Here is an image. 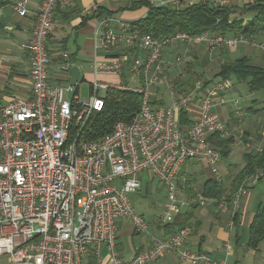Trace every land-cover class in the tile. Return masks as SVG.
Wrapping results in <instances>:
<instances>
[{
  "label": "built area",
  "instance_id": "1",
  "mask_svg": "<svg viewBox=\"0 0 264 264\" xmlns=\"http://www.w3.org/2000/svg\"><path fill=\"white\" fill-rule=\"evenodd\" d=\"M211 1L232 5L231 0ZM182 2L164 0L156 5L180 7ZM71 4L72 0H43L40 9L33 12L28 9L29 0L13 4L20 16L30 14L36 23L31 39L22 44L30 57V95L0 104V257H6L8 264H85L91 254L99 259L105 247L111 264H151L167 254L189 264H225L206 253L188 250L187 227L164 238L152 237L147 250L123 259L117 250L118 224L126 220L136 233L148 234L150 223L137 213L131 200L143 187L141 176L145 173L165 190L168 203L159 218L162 224H171L188 206L180 197L187 183L180 178L185 164H202L215 180L224 179L219 171L221 150L208 138L226 131L212 108L214 100L232 88V81L216 80L206 87L197 82L180 97H176L175 85L167 82L173 101L168 106H153L151 97L155 85L162 81L163 70L181 62L179 57L166 63L164 48L174 42L202 44L210 50L250 45L264 53V42L252 36H193L185 32L155 39L105 16L95 37L97 48L107 57L102 62L95 59L94 73L121 76L129 66L135 81L94 80L90 99L81 101L79 84L52 83L49 75L52 56L47 43L54 13ZM120 46L126 47L127 53L113 55ZM110 89L142 94L140 111L130 122L117 123L99 140L72 139L73 126L82 128L95 111H100ZM196 97L201 101L199 113L193 126L183 132L179 114L188 111ZM262 180L261 170L244 180L232 195L234 211L244 194ZM225 196L221 203H225ZM207 202L204 197L198 200L199 205Z\"/></svg>",
  "mask_w": 264,
  "mask_h": 264
},
{
  "label": "crops",
  "instance_id": "2",
  "mask_svg": "<svg viewBox=\"0 0 264 264\" xmlns=\"http://www.w3.org/2000/svg\"><path fill=\"white\" fill-rule=\"evenodd\" d=\"M16 1L8 0L9 3L0 8L1 105L19 97L27 98L31 90L30 57L22 48V44L31 39L36 19L30 14L24 17L20 16L13 8V4ZM42 1L29 0L28 9L32 12L39 10ZM138 1L156 5V2L164 0H72V4L67 9H57L53 18V30L47 43L48 51L52 56V65L49 70L50 81L56 84L69 83V69L72 66H79L82 70L80 82L90 80L91 77L89 75H93L89 87H91L94 80H101L100 78L103 79L101 81L109 82L104 77L112 75H95L93 70L95 59L102 62L107 57L103 50L97 48L98 41L95 37V31L100 19L93 17V12L99 8L107 10L113 13L112 17L130 26L131 23L144 18L149 10L146 6L128 9ZM231 1L232 5L242 7L244 4L255 0ZM197 2H200V0H183L181 6ZM114 26L118 27L116 23ZM252 38L259 42H264V35L252 36ZM204 47V45L188 44L187 42H174L164 48L162 58L167 63L175 62L176 58H181V55L184 56V59L188 56L187 61L190 62H188L186 67H189L191 72L193 60L196 62L200 61L199 58ZM126 49V47L120 46L115 49L113 55L127 53ZM242 57L250 58L254 65L264 66V53L250 45H242L240 49L235 51L223 47L215 52L212 50L209 52V60L205 58V62L208 66L210 62H215L219 65L217 66L218 68ZM70 58L73 61L72 63L69 62ZM181 63L182 58L181 62L175 64L173 68L166 67L163 70V76L166 70L170 71V74L176 71L174 70L175 68L179 71ZM128 67L123 75L114 76L116 82L119 80L125 81V83L135 81ZM193 73L200 78L204 76L207 80L212 79L215 74L214 72L211 75L212 77L207 78L206 71L202 68L199 74L195 71L191 74L177 72L176 75L172 76V79L187 82ZM163 76L161 77L162 80ZM160 85H155L154 87L155 94H153L152 105L156 107L168 106L173 101V98L165 89H168L167 81H160ZM186 89L188 88H180L176 97L182 95L181 91L185 90L184 92L187 93V91L193 90L191 88L189 90ZM159 94L162 97L159 98ZM253 95L251 96L253 97ZM241 97L239 88L233 83L229 91L214 100L212 110L220 117L226 129L229 130V136L234 137L233 144L236 141L242 143L245 149L243 154L257 153L264 147V119L261 117L263 114L259 113L253 116L251 111L256 108V104L245 106L241 103ZM252 100H248V104L252 103ZM200 104V98L196 97L188 110L193 122L199 113ZM260 104L264 106V102ZM199 165H201V168H198ZM199 165L189 162L182 167L180 172V178L186 179L189 185L188 190L186 189L184 192L181 191L182 194L180 193V197L188 202V206L177 213L173 223L176 224L174 229H178L180 223L185 224L184 226L190 229V234L186 240V248L194 252L206 253L225 264H264V242L260 244L258 250H252L247 247L249 227L259 204L264 202V189L258 190L255 186L249 189L235 211L233 206H231L232 204L229 205L226 201L225 203H217L214 200L207 199L206 205H199V198H203L201 195L203 184L207 180L214 178L206 166ZM243 166L244 161L241 162L240 166L233 164L224 165L222 172L219 171L225 178L236 176ZM148 179L153 181L150 176H148ZM196 180H199L202 184L197 186L195 184ZM146 190L148 193V186ZM151 192L155 193L154 190H151ZM165 198V202H167V196ZM165 202L163 204L164 208L167 205ZM234 213H238L239 216L236 225L233 223ZM139 214L144 216L150 223L148 234L136 233L132 225L126 220H121L118 224L117 250L120 256L126 260L147 250L152 244V237L164 238L176 231L174 229L170 231L169 228H166L167 224H162L159 221L161 215H158L156 208L147 209L145 215L143 211L139 212ZM189 215H192V217L188 218ZM0 264H8V259L0 257ZM85 264H111L107 249L105 247L102 248L99 259L91 254ZM151 264L189 263L180 260L176 255L167 254L160 261Z\"/></svg>",
  "mask_w": 264,
  "mask_h": 264
},
{
  "label": "trees",
  "instance_id": "3",
  "mask_svg": "<svg viewBox=\"0 0 264 264\" xmlns=\"http://www.w3.org/2000/svg\"><path fill=\"white\" fill-rule=\"evenodd\" d=\"M8 3V0H0V8ZM142 6L148 7L147 15L131 23L130 28L142 34L151 35L155 39L171 37L180 32L193 36L206 33L225 37L264 35V0H255L244 4L242 7L234 5L220 6L211 0L180 7L157 6L138 1L128 9H136ZM112 15V12L101 8L93 12V17L99 19L105 16L112 17ZM69 62H73L71 58ZM217 79L243 83L250 94L264 92V66L254 65L248 57H242L232 63L221 65L210 80H202L199 76H191L187 82L176 81L175 86L178 89L185 86L192 89L200 81L206 87ZM184 91H181L182 94L185 93ZM177 92L179 93L178 90ZM104 99L102 109L95 111L82 128L77 124L73 126L72 139H77L78 142L99 140L111 133L117 123L130 122L140 111L143 104L142 94L133 90L110 89L105 93ZM253 103L256 104V108L259 104V108H254L252 111L264 115V106H261L257 100H254ZM178 121L183 132L189 130L194 123L189 112L185 110L180 112ZM208 140L221 149L222 159L228 157L231 153V145L234 142L233 137L223 138L220 134H213ZM243 161L244 166L233 178L229 189L225 187L224 183L212 178L203 184L201 195L206 199L221 203L224 201V196L228 194L225 201L231 205L232 195L239 189L244 180L259 170L264 171V147L257 153H245ZM186 189H189L187 183ZM190 217L192 215H189L188 218ZM238 218V213H235L233 216L234 225L237 224ZM184 225L180 223L179 228L174 229L176 224L172 222L167 224L166 228H169L170 231L174 229L176 233L186 228ZM262 242H264V202L259 204L250 224L247 247L258 250Z\"/></svg>",
  "mask_w": 264,
  "mask_h": 264
},
{
  "label": "rangeland",
  "instance_id": "4",
  "mask_svg": "<svg viewBox=\"0 0 264 264\" xmlns=\"http://www.w3.org/2000/svg\"><path fill=\"white\" fill-rule=\"evenodd\" d=\"M156 3H158V2H156ZM198 45H202V44H198ZM241 46L242 45H240L238 49H240ZM220 48H222V47H219L218 49H220ZM238 49H236V50H238ZM211 51L212 50L208 49L207 46H205L203 48V52H202V54H201V56L199 58L200 61L199 62H196L194 60H193V62L191 61L193 63L192 67H191V72H190L189 67H186L188 62H190V61H187L188 56H186L185 59H184V56L181 55V58H182V63L180 64L181 67L179 66L180 67L179 71H177V68H175L174 70H176L177 72H184L186 74H191L193 71H195V72H197L199 74V72H201V69L203 68V70L205 69V71H206V77L209 78L214 72L216 73L218 71V69H219V67L217 68V66H219L217 63L209 61L210 65L208 66L206 64V62H205V58H207V60H209V52H211ZM213 51L215 52V51H217V49H215ZM232 51H235V50H232ZM201 58H202V60H201ZM176 71H174V73L171 72L172 74H170V71L166 70L164 76H163V74H161V77L163 76V80L162 81L166 80L167 82L169 81L171 84L175 85L176 81L172 79V76L176 75V73H177ZM193 74H192V76H198L195 73H193ZM89 77L93 78V75L90 74ZM101 77H104V76H101ZM91 78L88 81L79 83L78 96L81 99V101H88L90 99L89 83L92 80ZM104 78L109 80V82H116V78L114 76H105ZM100 79L103 80L102 78H100ZM201 79L204 80L205 77L201 76ZM232 82L234 84H236V86L239 88V91H240L241 96H242L240 100H241V103L244 104L245 106H250L251 104H254L253 103L254 100H257L258 103L264 102V92H258V93H255L253 95V94L248 93V91H247V89H246V87H245V85L243 83H240L238 81H232ZM157 85L161 86L160 85V81L158 82V84H156V86ZM165 89L167 90V88H165ZM189 89L190 88H188L186 90H189ZM177 90H179V89L177 88ZM187 92H189V91H187ZM101 94H103V93H101ZM251 95H253V97ZM158 97L160 98V97H162V95L159 94ZM251 99H253L252 103L248 104V100H251ZM151 102H153V96L151 97ZM258 106H259V104H257V108H259ZM257 108H255V109H257ZM251 114L253 116H256L259 113H255V112L251 111ZM261 117L264 119V115H262ZM229 135H230L229 134V130L226 129L225 133L221 134L220 136L223 137V138H230ZM244 151H245V149H244L242 143H240V141H236L231 147V153L229 154V156L224 158L223 161H221V163L219 165V170L222 172L224 165L233 164L235 166H240L241 162L243 161V156H244L243 153H244ZM191 163H194V162H191ZM195 164H197V163H195ZM197 165H199V164H197ZM198 168H201V165H199ZM234 177L235 176H230V177L228 176L226 178L224 177L222 183H224V185H225V187L227 189L230 188L231 182H232ZM141 179H142L143 187L141 188V190H138L136 193H134V194H138V195H134V194L131 195V200H132V202L134 204L135 210L137 211V213L143 211V213L145 215L147 209L156 208L158 215H162L163 211H164V205L163 204H164L165 199H166L165 198L166 197L165 190L163 189L162 185L159 183L158 180L155 179L153 181H150L148 179V174H146V173L141 176ZM195 184L197 186H200L202 183H200L199 180H196ZM147 186H148V189H149L148 193L146 192L147 191L146 190ZM255 187L258 188V190L264 189V180H262ZM151 190L152 191L154 190L155 193H152ZM142 194H143V196H142ZM165 203H168V201L165 202ZM240 250L242 251V249H240ZM245 250H246V248H245Z\"/></svg>",
  "mask_w": 264,
  "mask_h": 264
},
{
  "label": "water",
  "instance_id": "5",
  "mask_svg": "<svg viewBox=\"0 0 264 264\" xmlns=\"http://www.w3.org/2000/svg\"><path fill=\"white\" fill-rule=\"evenodd\" d=\"M70 72V85L71 86H77L80 83L81 80V75H82V70L79 66H72L69 69Z\"/></svg>",
  "mask_w": 264,
  "mask_h": 264
}]
</instances>
